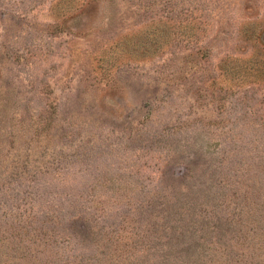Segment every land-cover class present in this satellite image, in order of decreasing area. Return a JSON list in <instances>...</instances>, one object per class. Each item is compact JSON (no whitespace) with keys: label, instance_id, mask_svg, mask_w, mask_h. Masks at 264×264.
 I'll return each instance as SVG.
<instances>
[{"label":"rangeland","instance_id":"374dc122","mask_svg":"<svg viewBox=\"0 0 264 264\" xmlns=\"http://www.w3.org/2000/svg\"><path fill=\"white\" fill-rule=\"evenodd\" d=\"M0 238V264H264V0H0Z\"/></svg>","mask_w":264,"mask_h":264},{"label":"trees","instance_id":"16d2710c","mask_svg":"<svg viewBox=\"0 0 264 264\" xmlns=\"http://www.w3.org/2000/svg\"><path fill=\"white\" fill-rule=\"evenodd\" d=\"M183 213H185V212H183ZM185 216H182V215H178V218H174V220L172 221L173 223L175 222V225H174V227L172 228V226H166L167 228H166V230L168 231L167 232V234L169 235V238H173V236H176V238L177 237H183L184 235H187L186 234V231H185V229L186 228H188V229H192V228H190L189 226H186V227H184V224L182 223V220H183V218H184ZM176 219V220H175ZM229 229L230 228H223V229H221V230H219V228H213V230L215 231V234H217V236H215V237H213V240L212 241H210V244L209 245H216V244H219V243H221L220 242V240H217V237L218 236H220V237H223V242H228V243H234V242H239V246L240 247H243L244 246V244L243 243H240V240L241 241H243V242H246L247 241V237H246V231H245V233H244V230H240V232L241 233H239V234H236V233H238V232H236V230H234V232H233V236L232 237H228V238H226V236L228 235V234H230L229 233ZM200 231V230H199ZM197 232V227L195 228V230H194V233H196ZM171 234V235H170ZM252 235H253V238H254V236H255V234L254 233H252ZM10 236H11V234H10ZM236 238V239H235ZM1 239V238H0ZM9 239H7L6 241H8ZM214 241V242H213ZM8 244H10V242L8 241ZM214 248H216V246L214 247ZM213 248V249H214ZM10 249H11V252H14V251H16V249H17V246L13 243V242H11V244H10ZM19 249H20V251L19 252H21L22 250H21V248L19 247ZM18 249V250H19ZM17 250V251H18ZM6 260L7 259H5L3 262H2V264H12L11 262H6ZM126 262H127V260H122V263L123 264H126ZM13 264H15V262L13 263ZM68 264H70V263H68ZM78 264H80V263H78ZM118 264V263H117Z\"/></svg>","mask_w":264,"mask_h":264}]
</instances>
